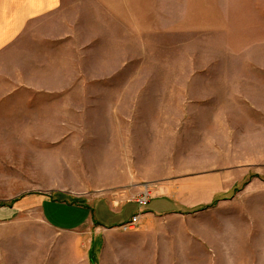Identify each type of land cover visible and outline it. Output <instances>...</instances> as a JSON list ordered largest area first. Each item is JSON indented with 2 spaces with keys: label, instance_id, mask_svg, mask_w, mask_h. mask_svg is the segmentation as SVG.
I'll use <instances>...</instances> for the list:
<instances>
[{
  "label": "rangeland",
  "instance_id": "obj_1",
  "mask_svg": "<svg viewBox=\"0 0 264 264\" xmlns=\"http://www.w3.org/2000/svg\"><path fill=\"white\" fill-rule=\"evenodd\" d=\"M39 29L2 65L0 264H264V0H65ZM202 174L209 203L133 229L51 224Z\"/></svg>",
  "mask_w": 264,
  "mask_h": 264
},
{
  "label": "crops",
  "instance_id": "obj_2",
  "mask_svg": "<svg viewBox=\"0 0 264 264\" xmlns=\"http://www.w3.org/2000/svg\"><path fill=\"white\" fill-rule=\"evenodd\" d=\"M64 6L65 0H0V81L5 84L11 78L7 72L2 71L5 68H2V65H10L9 58L13 54L22 51L27 54L31 44L36 43L38 38L43 35V29L39 28L44 26L45 19L59 13ZM7 59L9 62L6 61ZM32 62L34 61L31 60ZM35 63L39 64L38 61ZM209 118L206 114L202 120L208 121ZM216 119L219 120V116ZM198 177V180L194 182H191L188 176H184L178 182L174 180V182L169 183L167 180L155 183L154 192L157 193H151L149 201L144 207H140L135 201L124 202L121 206H116L117 204H114L110 197L102 196L101 198H93L92 203L69 204L74 210L83 211L82 214L85 213V215L66 228H63V225L57 221L55 224L50 223L63 230L77 229L95 223L100 227L109 228L122 226L130 221L132 216L140 212L142 214L139 221L150 215H169L181 212L185 208L209 203L215 197L212 193V185L214 186L212 180L214 178L207 174ZM151 181L153 180H145V182ZM151 186L147 185L152 192ZM47 201L52 200L42 196L36 200L23 201L24 204L20 202L19 207L33 203L41 207L44 213V205ZM4 211L0 207V214Z\"/></svg>",
  "mask_w": 264,
  "mask_h": 264
},
{
  "label": "built area",
  "instance_id": "obj_3",
  "mask_svg": "<svg viewBox=\"0 0 264 264\" xmlns=\"http://www.w3.org/2000/svg\"><path fill=\"white\" fill-rule=\"evenodd\" d=\"M150 196H151L150 192L147 191L143 195L139 196L136 199V202L140 205V207H144L147 205ZM141 214H142V212L135 214L134 216H132L131 220L128 221L127 223L123 224V226L125 228H128V229H133L134 226L139 222Z\"/></svg>",
  "mask_w": 264,
  "mask_h": 264
}]
</instances>
